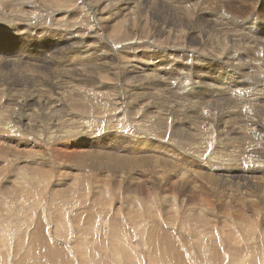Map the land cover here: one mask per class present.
I'll return each mask as SVG.
<instances>
[{
  "label": "rangeland",
  "instance_id": "1",
  "mask_svg": "<svg viewBox=\"0 0 264 264\" xmlns=\"http://www.w3.org/2000/svg\"><path fill=\"white\" fill-rule=\"evenodd\" d=\"M86 1L87 0H0V68L2 69V71L0 69V129L3 127L5 121L3 116L10 117L8 114L2 113V105L6 104L9 108L10 103L8 100L15 102V100L11 98V91L16 94L23 90L21 94L26 96L30 93L29 90L35 87L29 83L32 80V78H29L31 75H43L45 73L46 75H50L51 73L49 72L59 75L62 67H58L56 60L54 61L53 58H50L52 54L58 55L61 58L71 59L73 56L76 58V54L79 53L77 49L80 50V48L82 50H91L90 52L92 55L97 57L106 54L107 66L103 69H106L108 74V77L106 76L107 79H105L107 83L106 85H99V90H102L104 87L103 91L114 94V96H108L106 100L98 99V97L94 98V94L88 95L87 93H84L82 96L80 95V100L74 101L73 99H68L71 109L74 110L72 111L73 115L76 116L74 119L83 124L88 123L89 125V123H93L98 130V133L94 132V134L97 133V136L101 134V142L96 143L98 144L97 146L87 141L84 142L85 139L83 140L82 136H67L63 139H59L56 136L51 137L37 133H32V135H30V133H25L24 135L20 133L21 135H17L16 137L13 136L10 139L6 137L9 139L8 142H10L8 144L5 143L4 139L6 134L0 132V138H3V141L0 139V264H183L181 259L178 260L176 258L177 255H179L176 252L178 250L182 253V257H184L186 264H264V191L254 188L255 185L253 187L248 186L249 197L247 196L246 199L242 195H238L237 191L235 194L236 196L233 194V199L231 198L232 196L227 198L225 196L218 200L211 195L212 192L210 191V187L212 184L208 186L207 180H205L204 184H207V188L209 189L207 191H202L203 188L195 181V176L192 173L189 172L191 176L193 175V179L190 180V178H187L188 170H193V168L206 175H209L208 173L211 172V169L207 170L205 168L207 167L205 164H207L208 161L192 156V154L196 155L195 153H197L198 146L200 150L205 153L204 155L222 147L218 143V140H223V137L219 136L218 131H216L219 123L213 126L210 131L207 127V124L212 123L210 122L212 121V115L216 113L212 118L214 122V120L220 116L222 110H225L228 106H234L237 103L242 105L243 103V97H240V100L236 97H229L230 99H227L228 103L215 104L217 97H214L212 88H214V86L217 88L219 85V87L227 85L224 81V76H226L227 72L230 74V70L232 69L235 73H240V71L242 74L246 73L247 71L245 69L242 71V69L238 67L245 59H248L249 56H256L258 58L260 55L264 54V39L261 40L262 42L259 40L256 44L252 43V45H248L247 41L246 43L243 42L245 38V35H243L244 32H240V29L242 30V28L245 27V23L254 24L251 21L254 20L258 25L254 28L256 32H254V36L264 38V0H255L254 2L253 0H210L211 2L205 0V9L192 8L191 11H194L197 15H195L194 12H189V9L185 10L187 4L181 3V0H159L160 5L149 3L147 0H140L142 3H136L137 9L131 8L130 10L123 8V0H89L90 3L88 1L85 3ZM100 1L104 4H101ZM184 1L188 2L191 0ZM216 1H219V4L218 2L214 3ZM193 3H196V0L191 2L190 7H194ZM213 3L216 4V7L217 4L219 6L221 5L219 7H222L221 12L224 11L226 14L224 15L220 12L222 17L229 15L230 17L228 16V20L232 19L231 21H234H224L223 19L224 22H229L226 26L223 24L224 27L228 26V29L224 28V30L223 26H221L222 24L215 27L214 22H210V20H212L209 19L210 16L204 17L206 15L205 12L210 9L209 7V9L207 8L209 4L211 8H216ZM253 3L254 5L252 6ZM86 4L88 6H86ZM115 4H117L118 7ZM228 4L230 6H228ZM94 7L100 10V13H98L97 9L94 10ZM229 7L231 9L233 8V10H230ZM118 8H121L119 11L120 13H126L123 15L124 18L119 17V19L121 18L120 20L117 16L114 17L112 13V11L114 12V10ZM147 9L148 11H146ZM226 9L228 11H226ZM105 10L106 12L104 13ZM184 12L186 13L185 15L183 14ZM70 15L73 16V18H71ZM219 15L218 13L217 17H219ZM17 16L21 20V22H17L20 23L21 29L12 30L11 28H7L6 24L9 23L8 20H13L15 23L18 21H15V19L18 18ZM100 16H104V18ZM129 16L132 17L130 18ZM99 17L101 21H98ZM172 17L175 19H172ZM94 18L97 19L94 20ZM196 19L199 24L202 21L207 30L203 27L204 24L202 22L200 28ZM215 19L217 20V18H214V20ZM146 20L148 23H146ZM117 21L119 22L118 24H116ZM100 22L103 23V25ZM104 22L108 24L107 27L104 25ZM235 22L239 24L236 25ZM101 26H103V29L105 27L107 29H104V31L99 29L102 28ZM163 27L167 33L164 32ZM191 27L193 28L191 29ZM233 29H235V32H238L234 33ZM245 29L247 30V28ZM106 30H109V33ZM226 30L229 31V34ZM184 32L185 34L182 35ZM209 34H213V37L211 35L210 37ZM180 36L181 38L184 37V39H181ZM216 36L220 39L218 37L216 38ZM235 36H237L236 39H234ZM132 37L136 40L134 39L131 43L127 42L128 38L132 39ZM160 37L164 38L161 39ZM211 38L214 40L216 38V40H218L217 44L214 43L216 45L213 44L214 40H211ZM118 39H121V41ZM175 39L176 42L174 41V43H172ZM94 40L98 43L92 44L95 43ZM223 40L226 41L224 42ZM234 41L238 44L236 45ZM81 43H83L82 47ZM193 43L196 44V47L193 46ZM202 43L205 46L202 45ZM228 43H230V45H235H232L231 48L228 47L230 46ZM86 44L91 48H87ZM114 44H117V46L113 47ZM180 44L183 45L181 46ZM206 44L208 46L212 44L213 46L211 48V46L208 47ZM260 44H262V46H260ZM60 45L64 48H60ZM203 46L206 47L207 50L204 49ZM68 47L71 48L70 51ZM208 48H210V50ZM220 48H223V50ZM61 49L64 52H62ZM58 50L60 52H58ZM198 50L199 52H196ZM100 52L103 53L101 54ZM175 52L184 54V56L182 55L183 58L179 56L178 59ZM229 53L231 55H229ZM248 53L252 54V56ZM14 55H17V60L14 58ZM173 55H175V57ZM10 56H12L13 60L11 61L14 64H7V59ZM116 56L118 60L115 59ZM185 56H188L187 59ZM174 59H178L177 62L174 61ZM154 61L155 64L153 65L151 62L154 63ZM115 62L117 63L114 64ZM131 62L132 64L139 62L147 69H152L156 65V67H154L156 71L152 70L150 74L155 76V73L157 71L159 72L156 73L157 77L155 76L158 80L155 87L163 86L164 89L167 90L165 95L162 96L166 103L169 102L168 100L172 102L175 98L184 101H186V98H190V102L196 99L199 103L197 106L200 109L197 114H193L191 117H196L195 119L199 122H207L205 129L199 126L190 130L189 123L191 121L179 120L178 127H181V129H179L178 135L175 136L172 134L171 128L175 123L173 121L174 118L168 116L169 118L165 117L164 119L158 120L154 108H150L151 111L148 112L149 116L146 118L147 120L145 119L141 122L132 118V123L127 119L124 121L125 115L121 114V109L118 106L119 99L115 92H122L123 90L121 89L130 91L132 89L131 86H134L135 83L130 80V82H127L129 86L124 85L122 87L121 79L116 75H122L118 71L119 66H127L131 64ZM85 65L90 66L91 64L85 62ZM114 65L117 67H114ZM9 68L11 72H13V70L14 72L11 73ZM3 70L4 73H2ZM191 70L196 71L194 75L197 77L189 74ZM115 72L117 73L116 75ZM19 73H26L29 75L27 78L19 79ZM184 78L189 80L190 86L186 83ZM3 80L6 84H3ZM16 80L18 81L16 82ZM191 80L197 81V83L195 84ZM198 80L202 82L200 83ZM217 81L218 83H216ZM142 84L144 85V83ZM198 87L200 89H198ZM38 88L42 91L41 94L43 97L54 93V90H52L51 93L48 90H44L41 86H38ZM14 89L16 92H14ZM108 89L110 91H108ZM2 91L4 94L1 93ZM91 96L92 98H90ZM209 96L211 98H209ZM106 101L109 102L110 106L114 107V109L98 113L96 111L97 107L103 108V111L109 108L107 106L104 107L102 104ZM81 102L82 105L85 103L88 107L86 108L88 110L83 109L85 115H83L82 112L78 113V110H80L78 107H80L79 105H81ZM240 104L234 107L238 108ZM171 105L172 104L169 103V106ZM31 106L29 107L31 109L38 107L36 105ZM58 106L59 105L53 107L51 111L49 109L48 117H52L54 113L64 117V109L61 108V110ZM182 108H184V106ZM12 111L14 110L11 108V112ZM36 111L40 114L46 112V110L41 111L39 109ZM187 114L190 115V113ZM66 120H68V118ZM92 120L95 122H92ZM122 120L124 122H122ZM154 121L155 123H153ZM33 123L37 124V122ZM93 125L92 127L95 128ZM130 125L132 127H130ZM199 125H201V123H199ZM21 129L23 128L21 127ZM182 129L191 131L190 135L188 132L182 131ZM141 131L143 133H141ZM134 134L136 136H134ZM142 134H144V136ZM85 137L87 138V136ZM140 137H145L143 140H145L144 143L146 145L142 146V138L140 139ZM133 139L134 141L132 143H134V147L131 149L130 145H127L126 147H129L128 150H124V141H131ZM64 141L66 143L65 145H63ZM84 143H86V145ZM73 144H76V146H73ZM88 144L92 148L89 146L87 147ZM13 145L16 147L14 146V148ZM185 146L188 147L186 148ZM64 148L67 149L65 150ZM189 148L191 152L188 151ZM62 149L64 151H61ZM134 150L140 153H136V156H134ZM95 151H99L97 153L103 155H95ZM165 151L166 158H169V161L176 160L175 163L177 162V167L183 172L182 181L176 175L173 177V179L177 180L171 181L169 186L170 189H167V186L165 188L163 187L164 190L153 184L152 186L151 182H149L150 188L147 186V189H145L142 183L145 182L146 178L134 176L136 173L138 175L140 170L126 174L122 171V164L120 161L115 165H111V167L120 166L121 169L117 168L115 173L111 168H107L113 161L111 157H114L116 154L121 156V160L123 156L139 159L158 153H165ZM90 152L92 154H90ZM70 154L71 156H69ZM168 154H171V156ZM101 161L110 162L104 164V162L102 163ZM190 164H192V166H190ZM208 164L210 163L208 162ZM161 167L165 169L166 174H170L172 169L169 166L161 164ZM216 172L221 173V170L217 169ZM160 174L161 172H158L157 178H160ZM202 177L203 176L198 174V178ZM189 181L191 182L189 183ZM138 186H142V188H138ZM220 188L223 189L224 187ZM239 198H242V200L237 201L236 199L240 200ZM224 205L227 206L225 208H220V206L222 207ZM199 210L202 215L204 213L208 218L204 215L202 217L197 216V218L196 213L200 214V212H198ZM208 220L211 222L208 223ZM224 221L226 222L224 223ZM157 223H160L158 231L156 226ZM167 230L170 231L172 237L174 236L173 240L177 239L175 244L178 248L175 249L173 255H170V258H166L167 251L162 249L163 247L159 245L160 243L164 247L167 246V241L160 237L163 236V232ZM153 231L155 236L152 235ZM155 231H157L158 234ZM157 236L159 237V243L156 240ZM184 241L189 243L184 244ZM153 242H155V245ZM224 246H228L229 250H225ZM216 250H219L220 253L217 258H215L214 255ZM206 251L211 252L206 253ZM172 260L175 261V263L171 262Z\"/></svg>",
  "mask_w": 264,
  "mask_h": 264
},
{
  "label": "bare ground",
  "instance_id": "2",
  "mask_svg": "<svg viewBox=\"0 0 264 264\" xmlns=\"http://www.w3.org/2000/svg\"><path fill=\"white\" fill-rule=\"evenodd\" d=\"M89 3L90 1L87 0ZM87 1L85 3H87ZM143 1V0H142ZM142 1L140 0H123V8L124 9H127V10H130L131 8H136L137 9V5L136 3L138 4H141ZM149 1V3H152V4H159V0H147ZM146 1V2H147ZM172 1V0H171ZM194 0H191V1H188V2H185L184 0H181L180 2L181 3H184V4H187V6H185V10L186 9H189V12L192 10V8L196 9V8H199V9H205V3L204 2L205 0H196V3H193L194 4V7H190V4L191 2H193ZM208 1V0H207ZM212 1H215V0H212ZM223 1V0H222ZM255 0H253L254 2ZM259 1V0H258ZM72 2V1H71ZM93 2V1H92ZM209 2H211L209 0ZM219 4V1H216L214 3H217ZM245 2V1H244ZM101 3V1H100ZM110 3V2H108ZM163 3V2H162ZM213 3V4H214ZM226 3V2H225ZM224 3V4H225ZM241 3V2H240ZM101 4H104V3H101ZM217 4V7H216V4H214V7L216 8H211L210 7V4L207 6V8L209 10H205L206 12V15L204 17H212L209 19H212L210 20V22H214V26H223V29L224 28H227V27H224V25L226 26L227 23L229 22H224L225 20H228V16H224L222 17V14L226 15L225 12H221V8H219L220 6ZM251 4V3H250ZM257 4V3H256ZM255 4V5H256ZM260 4V3H259ZM117 7L118 5L115 4ZM146 5V4H145ZM160 5V4H159ZM232 5V4H231ZM236 5V4H235ZM254 5V3L252 4V6ZM86 6H88L86 4ZM103 6V5H102ZM115 6V7H116ZM140 6V5H139ZM138 6V8H139ZM143 6V5H142ZM166 6V5H165ZM228 6H230L228 4ZM238 6V5H236ZM235 6V8H236ZM258 6V5H257ZM90 7V6H89ZM88 7V8H89ZM100 7V6H99ZM104 7V6H103ZM107 7V6H106ZM113 7H114V4H113ZM147 7V6H146ZM161 7V6H160ZM95 8V7H94ZM93 8V9H94ZM97 8H98V5H97ZM97 8H95L94 10H96ZM230 8V7H229ZM234 8V9H235ZM242 8V7H241ZM240 8V9H241ZM253 8V7H252ZM255 8V6H254ZM105 9V8H104ZM153 9V8H151ZM170 9V8H169ZM91 10V9H89ZM98 10V9H97ZM100 10H101V7H100ZM98 10V13H100ZM113 10V9H112ZM111 10V11H112ZM121 10V8H118L117 10L115 9L114 12L112 11V13L114 14V17L117 16L118 19L119 17H122L124 18L123 15H125L124 13H120L119 11ZM150 10V9H149ZM184 10V11H185ZM230 10H233V8ZM237 10V8H236ZM239 10V9H238ZM253 10V9H252ZM15 11V10H14ZM148 11V9L146 10ZM188 11V10H187ZM226 11H228L226 9ZM240 11V10H239ZM242 11V10H241ZM21 12V11H20ZM92 12V11H91ZM106 12V10L104 11V13ZM133 12V11H132ZM192 13L194 11H191ZM200 12V10H199ZM222 14H221V13ZM235 12V11H234ZM16 13V12H15ZM69 13V12H68ZM92 13H95V12H92ZM110 13V11H109ZM111 13V14H112ZM134 13V12H133ZM147 13V12H146ZM145 13V14H146ZM156 13V12H155ZM171 13V12H170ZM195 13V12H194ZM218 13L220 14L219 17H217ZM228 13V12H227ZM233 13V12H232ZM239 13V12H238ZM20 14V13H19ZM71 14V13H70ZM75 14V12H74ZM112 14V15H113ZM129 14V12H128ZM127 14V15H128ZM180 14V13H179ZM184 15L186 14L185 12L183 13ZM189 14V13H187ZM191 14V13H190ZM231 14V12H230ZM64 15V13H63ZM73 15V14H72ZM126 15V16H127ZM130 15V14H129ZM133 15V14H132ZM139 15V14H138ZM147 15V14H146ZM182 15V16H184ZM193 15V14H192ZM195 15H197L195 13ZM204 15V14H203ZM232 15V14H231ZM12 16V15H11ZM9 16V17H11ZM71 16V15H70ZM94 16V15H93ZM111 16V15H110ZM109 16V17H110ZM137 16V15H136ZM154 16V15H153ZM164 16V15H163ZM168 16V15H167ZM18 17V16H17ZM96 17V16H95ZM100 17H103L104 16H100ZM98 19V21L101 19ZM113 17V16H112ZM116 17V18H117ZM128 17V16H127ZM130 18L132 16H129ZM138 17V16H137ZM136 17V18H137ZM141 17V16H140ZM151 17V16H150ZM169 17V16H168ZM167 17V18H168ZM175 17V16H174ZM185 17V16H184ZM195 17V16H194ZM201 17V16H199ZM230 17V16H229ZM241 17V16H240ZM25 18V17H24ZM71 18H73V16H71ZM102 18V19H103ZM107 18V17H105ZM159 18V17H158ZM171 18V17H170ZM190 18V17H188ZM193 18V17H192ZM214 18H217V20ZM220 18V19H218ZM238 18V17H237ZM97 19V18H94V20ZM121 19V18H120ZM119 19V20H120ZM139 19V18H138ZM172 19H175L172 17ZM181 19V18H180ZM224 19V21H223ZM230 19V18H229ZM18 20V21H16ZM107 20V19H106ZM105 20V21H106ZM112 20V19H110ZM127 20V19H126ZM131 20V19H130ZM129 20V22H130ZM141 20V19H140ZM139 20V21H140ZM192 20V19H191ZM199 20V19H198ZM232 19L228 20V21H231ZM15 23L13 22V20H8V24H6V27L7 28H11L12 30L13 29H21V26H20V23H17V22H21L20 18H16L15 19ZM108 21V20H107ZM106 21V22H107ZM181 21V20H180ZM197 21V19H196ZM195 21V22H196ZM237 21V20H236ZM245 21V20H244ZM254 24H249L248 22L245 23V27L242 28V30L240 29V32L242 33V31L244 32L243 35H245V38H244V43H248L252 45L253 44H256L257 41L259 42V40H263L264 38L260 37H255L254 36V28L257 25V22L254 21V20H251ZM27 22V21H26ZM103 22V21H102ZM116 22V21H115ZM124 22H125V19H124ZM194 22V21H193ZM202 22V21H201ZM200 22V24H201ZM231 22H234V21H231ZM238 22V21H237ZM28 23V22H27ZM77 23V22H76ZM101 23V22H100ZM105 23V22H104ZM109 23V22H108ZM114 23V21H113ZM119 22L117 21L116 24H118ZM146 23L147 20H146ZM162 23V22H161ZM185 23V22H184ZM191 23V21H190ZM198 23V21H197ZM195 23V24H197ZM203 23V22H202ZM260 23V22H259ZM1 24V23H0ZM24 24V23H23ZM30 24V23H29ZM103 25V23H101ZM157 24V23H156ZM164 24V23H163ZM162 24V25H163ZM182 24V23H181ZM180 24V26H181ZM199 24V23H198ZM199 24V27L201 28ZM204 24V23H203ZM224 24V25H223ZM232 24V23H230ZM236 25H238L239 23H236ZM233 24V25H235ZM241 24V23H240ZM98 25V24H97ZM107 25L108 24H104ZM125 25V24H124ZM123 25V26H124ZM131 25V24H130ZM138 25V24H137ZM147 25V24H146ZM171 25V24H170ZM229 25V24H228ZM242 25V24H241ZM99 26V25H98ZM115 26V24H114ZM149 26V25H148ZM164 26V25H163ZM173 26V25H172ZM197 26V25H196ZM208 26V25H207ZM102 28H99V29H102L104 31V29H107L106 27L103 29V26H101ZM110 27V26H109ZM128 27V26H127ZM151 27V26H150ZM195 27V26H193ZM191 27V29L193 28ZM198 27V28H199ZM205 27V24L204 26ZM214 27V28H215ZM239 27V26H238ZM95 28V26H94ZM110 28H113V27H110ZM125 28V27H124ZM144 28V27H143ZM142 28V29H143ZM169 28V27H168ZM172 28V27H171ZM181 28V27H179ZM206 28V27H205ZM231 28H232V25H231ZM235 28V27H234ZM247 28V30L245 29ZM10 29V30H11ZM24 29V28H23ZM83 29V28H82ZM141 29V28H140ZM145 29V28H144ZM166 29V28H165ZM196 29V28H195ZM203 29V28H202ZM228 29V28H227ZM9 30V31H10ZM113 30V29H111ZM135 30V29H134ZM148 30V29H147ZM153 30V29H152ZM163 30H164V27H163ZM181 30V29H180ZM204 30V29H203ZM207 30V28L205 29ZM215 30V29H214ZM225 30V29H224ZM230 30V29H229ZM102 31V32H103ZM107 31V30H106ZM109 31V30H108ZM107 31V32H108ZM125 31V30H124ZM141 31V30H140ZM151 31V30H150ZM170 31V29H169ZM168 31V32H169ZM172 31V30H171ZM185 31V30H184ZM189 31V30H188ZM194 31V30H193ZM217 31V29H216ZM227 31V30H226ZM232 31V29H231ZM12 32V31H11ZM75 32V31H74ZM84 32V31H82ZM101 32V33H102ZM129 32V31H128ZM148 32V31H147ZM165 33H167L166 30H164ZM180 32V31H179ZM201 32V31H200ZM204 32V31H203ZM211 32V30H210ZM209 32V33H210ZM228 34H229V31H227ZM233 32L236 33L238 31L235 32V29H233ZM16 33V32H15ZM20 33V32H19ZM106 33V32H104ZM109 33V32H108ZM134 33V32H133ZM155 33V32H154ZM153 33V34H154ZM212 33V32H211ZM226 33V32H224ZM233 33V34H234ZM256 33V32H255ZM96 34V33H95ZM140 34V33H139ZM152 34V32H151ZM185 32L182 34L184 35ZM199 34V33H198ZM197 34V35H198ZM208 34V32H207ZM227 34V36H228ZM102 35V34H101ZM106 35V34H105ZM165 35V34H164ZM169 35V34H168ZM181 35V36H182ZM196 35V37H197ZM206 35V34H205ZM212 36L213 34H209V36ZM223 35V34H222ZM137 36V35H136ZM142 36V34H141ZM148 36H149V33H148ZM147 36V37H148ZM155 36V35H154ZM180 36V38H181ZM200 36V35H198ZM203 36V35H202ZM210 36V37H211ZM226 36V37H227ZM85 37V36H84ZM97 37V36H95ZM103 37V36H102ZM110 37V35H109ZM126 37V35H125ZM131 37V36H130ZM156 37V36H155ZM168 37V36H167ZM170 37V36H169ZM213 37V36H212ZM218 36H216L217 38ZM237 36H235L234 39H236ZM73 38V37H72ZM81 38V37H79ZM86 38V37H85ZM117 38V37H116ZM161 38V37H160ZM158 38V39H160ZM164 37H162L161 39H163ZM184 39V37H182ZM181 38V39H182ZM215 38V40H216ZM219 38V37H218ZM63 39V38H61ZM82 39V38H81ZM135 38L132 37V39H129L128 38V41L127 42H133ZM177 39V38H176ZM176 39L173 40L172 43H174V41L176 42ZM179 39V38H178ZM199 39V38H198ZM213 38H211L212 40ZM220 39V38H219ZM222 39V38H221ZM231 39V38H230ZM239 39V38H238ZM237 39V40H238ZM76 40V38H75ZM80 40V39H79ZM92 40V38H91ZM119 41H121V39H118ZM136 40V39H135ZM201 40V39H200ZM214 40V39H213ZM213 41V44L216 43L217 44V41ZM233 40V39H231ZM236 40V41H237ZM57 41V40H56ZM81 41V40H80ZM79 41V42H80ZM82 41H84L82 39ZM86 41V40H85ZM95 41V40H94ZM110 41V40H109ZM150 41V40H149ZM165 41V40H163ZM180 41V39H179ZM203 41V40H201ZM224 41V40H223ZM226 41V40H225ZM224 41V42H225ZM229 41V40H228ZM78 42V41H77ZM88 42V41H87ZM97 41H95V43H92V44H96ZM125 42V41H124ZM178 42V41H177ZM199 42V41H198ZM220 42V41H219ZM222 42V41H221ZM230 42V41H229ZM262 42V41H261ZM264 42V41H263ZM98 43V42H97ZM138 43V42H137ZM180 43V42H179ZM200 43V42H199ZM227 43V42H226ZM232 43V42H230ZM230 43H228L230 45ZM234 43L236 44V42L234 41ZM66 44V43H65ZM64 44V45H65ZM79 44V43H78ZM77 44V45H78ZM88 44H91V43H88ZM107 44V43H106ZM111 44V43H110ZM178 44V43H177ZM176 44V45H177ZM187 44V42H186ZM189 44V43H188ZM194 44V45H193ZM192 45L195 46L196 44L193 43ZM214 44V45H216ZM227 44V45H228ZM235 44H232L233 46ZM238 44V43H237ZM236 44V45H237ZM63 45V44H62ZM80 45V44H79ZM83 43H81V47H82ZM87 45V44H86ZM126 45V44H125ZM166 45V44H165ZM170 45V44H169ZM172 45V44H171ZM174 45V44H173ZM181 45V44H180ZM183 45V44H182ZM181 45V46H182ZM190 45V44H189ZM202 45H204L202 43ZM207 45V44H206ZM226 45V44H225ZM232 45L228 46V47H231L232 48ZM240 45V44H239ZM245 45V44H244ZM259 45V44H258ZM57 46V45H56ZM61 46V45H60ZM66 46V45H65ZM69 46V45H67ZM117 44L113 47H116ZM119 46V45H118ZM121 46V44H120ZM132 46V45H131ZM153 46V45H152ZM151 46V47H152ZM198 46V45H197ZM205 46V45H204ZM203 46V47H204ZM208 46V45H207ZM211 48H212V44L210 45ZM208 46V47H210ZM222 46V45H221ZM260 46H262V44H260ZM53 47V46H52ZM51 47V48H52ZM191 47V45H190ZM196 47V46H195ZM202 47V48H203ZM238 47V46H237ZM251 47V46H249ZM60 48H64V47H60ZM59 48V49H60ZM69 48V47H68ZM67 48V49H68ZM76 48V47H75ZM87 48H91V47H88L87 45ZM93 48V47H92ZM112 48V47H111ZM155 48V47H154ZM198 48V47H197ZM219 48V47H217ZM224 48V47H223ZM223 48H220L223 50ZM66 49V50H67ZM71 48H69V51H70ZM86 49V47H85ZM132 49V48H131ZM159 49V48H158ZM169 49V48H168ZM179 49V48H178ZM177 49V50H178ZM182 49V48H181ZM186 49V48H185ZM191 49V48H190ZM204 49H206V47H204ZM210 50V48H208ZM65 50V51H66ZM76 50V49H74ZM114 50V48H113ZM162 50V49H161ZM189 50V49H188ZM196 50V48H195ZM207 50V49H206ZM18 51V50H16ZM62 51V49H61ZM77 51L79 52L78 54H76V58L71 57L70 58H61L59 57L58 55H50L51 57L50 58H53V60L55 61L56 60V63H58V67H62V69L60 70L59 72V75L56 73H53V72H49L51 73L50 75H46L43 74V75H31V77L29 78H32V80L29 82L32 86H35L34 89L33 87L29 90L30 93L26 96H23L21 94V92L23 91H19L21 89H17L20 93H11L9 92V94L11 95V98L14 101H11V100H8V102L10 103L9 104V108H8V105L6 106L5 105H2V113H6L8 114V116L10 117H7V116H3V118H5V121H4V125L3 127L0 129V132H3L5 133L6 135L4 136V139H5V143H10L8 142V140L10 138H12L13 136H17V135H21L20 133H22L23 135L26 133V134H29L32 135V133H37V134H43L45 136H51V137H57L59 139H63L67 136H70V137H75V136H82L83 137V140L84 142L87 141L88 143L90 144H96V143H99L101 142L100 141V136L101 134H99L98 136L96 135L98 133V130L97 128L93 125V123H79L76 121V116L73 115V112L74 110L71 109L70 105H69V102H68V99H73L74 101L75 100H80V95L82 96L84 93H87L88 95L90 94H94V98L95 97H98V99H103V100H106L108 98V96H114V94H111L110 92H106V91H103L104 87L102 88V90H99V85H106V80L107 79V72H106V69H103L105 68V66H107V56L106 54H103L102 56H93L92 53L87 49V50H82L80 48L77 49ZM130 51V50H128ZM163 51V50H162ZM228 51V50H226ZM246 51V50H245ZM254 51V50H252ZM57 52V51H56ZM58 52H60L58 50ZM64 52V51H62ZM74 52V51H72ZM97 52V51H96ZM159 52V51H158ZM196 52H199L196 51ZM206 52V51H204ZM71 53V52H70ZM77 53V52H76ZM95 53V52H94ZM99 53V51H98ZM101 53V52H100ZM103 53V52H102ZM101 53V54H102ZM126 53V52H125ZM135 53V52H134ZM166 53V52H164ZM195 53V52H194ZM203 53V52H202ZM208 53V52H207ZM212 53V52H211ZM219 53V51H218ZM240 53V52H239ZM133 54V53H132ZM160 54V53H159ZM167 54V53H166ZM173 54V53H172ZM176 56H178V59H179V56L182 57V55L184 56V54L182 53H177L175 52ZM196 54V53H195ZM214 54V53H213ZM226 54V53H225ZM238 54V53H237ZM236 54V55H237ZM250 54V53H248ZM2 55V54H1ZM67 55V54H65ZM165 55V54H164ZM229 55H231L229 53ZM234 55V54H233ZM252 56V54H250ZM3 56V55H2ZM1 56V57H2ZM6 56V55H5ZM15 59L17 60V55H14ZM129 56V55H128ZM166 56V55H165ZM175 57V55H173ZM240 56V55H239ZM46 57V56H45ZM70 57V56H69ZM115 57V56H114ZM180 57V58H181ZM186 57V56H185ZM188 57V56H187ZM186 57V59H187ZM74 58V59H72ZM129 58V57H128ZM131 58V57H130ZM167 58V56H166ZM183 58V57H182ZM236 58V56H235ZM239 58V57H238ZM246 58V57H245ZM117 56H116V58ZM149 59V58H148ZM162 59V58H161ZM177 59V60H178ZM2 60V59H1ZM8 60V61H7ZM7 64H14L12 63L11 60H13L12 56L8 57L7 59ZM51 60V59H50ZM114 60V59H113ZM158 60V59H157ZM164 60V59H163ZM161 60V61H163ZM176 59H174V61L177 62ZM226 60V59H225ZM235 60V59H234ZM241 60V59H240ZM5 61V60H4ZM111 61V60H110ZM115 61V60H114ZM133 61V60H131ZM195 61V60H194ZM227 61V60H226ZM23 62V61H22ZM85 62L86 63H89L91 64L90 66H87L85 65ZM164 62V61H163ZM228 62V61H227ZM113 63V62H112ZM117 62H115L114 64H116ZM142 63V62H141ZM153 65L155 64V61L154 63L151 62ZM179 63V62H178ZM201 63V62H199ZM209 63V62H208ZM2 64V63H1ZM234 64V63H232ZM161 65V64H160ZM6 66V65H5ZM149 66V65H148ZM228 66H229V63H228ZM237 66V65H236ZM8 67V66H7ZM6 67V68H7ZM110 67V66H109ZM114 67H117L114 65ZM156 67V65L154 66ZM152 68L150 69H147L145 66H142L139 62L138 63H134L132 64H128L127 66H119V72L122 74L120 76H118V74L115 72V75L121 79V86L123 87L124 85H127V82H133L135 83L134 86H131L130 87V91H127L125 89H121L123 90L122 92H115L119 101H118V106L119 108L121 109V114L125 115V118H124V121L127 119L130 123H132V118L134 119H137L138 121H143L145 120L149 115H148V112H150V108H154V112L157 113V118L158 120L159 119H164L165 117H168V116H171L174 118V125H172V134L177 136L178 135V131L179 129H181V127H178L179 126V120H188V121H191L189 123V128L190 130L192 129H195L199 126L203 127L205 129V125L206 123L205 122H199L198 120H196L194 118H192L191 116L193 114H197L199 112V107L197 106L199 103L196 99H193V102H190L191 99L190 98H186L184 100L182 99H173L172 102H170V100H168L169 102L166 103L164 99V97L162 98V96L165 95V92H167V90L164 89L163 86H160V87H155V84L157 83V79L155 78V76L157 75L156 72L155 73V76L154 75H151L150 73L152 72V70H155V68ZM108 68V67H107ZM112 68V67H111ZM116 68V69H118ZM146 68V69H145ZM190 68V67H189ZM235 68V67H234ZM238 68H241L242 71L243 69H245L247 72L246 73H243L240 71V73H235L232 70L231 73L229 74V72L226 73V76H224V81L225 83H227V85L225 86H217V88L214 86L213 91H214V97L216 96V102L215 104H225L226 102L228 103L227 99L229 97H236L238 100H240V97L242 98V105L240 103H237V104H240V106L238 108H235L234 106H228L225 110H222L220 116L218 118H214V122H213V116L216 115H212V118L210 122V124H207V127L209 128V131L210 129H212L213 126H215L216 124L219 123V125H217V130L218 131V134L219 136H222L223 137V140H218V143L220 144V146H222L220 149H216L214 151H212L211 153H207V155H204L205 153L203 151L200 150L199 146L197 148V153H195L196 155H193L194 157H199L203 160H206L208 161L210 164H205L207 167H205L207 170H210L211 169V172L208 173L209 175H206L204 173H200L198 172L197 170H188V179L190 178L193 179V175L195 176V181L203 188L202 191H207L209 188H207V184H204L205 180H207V183L209 184L208 186L211 185L210 187V191L212 192V196H214L216 199H221L223 197L226 196L227 197H231L233 199V194L235 195L236 192L238 191V195H242L243 197H245V199L247 198V196L249 195V189L248 186H251L253 187L254 185V188H257V189H260V191H264V54L260 55V57H250L248 59H245L240 65ZM1 69V68H0ZM4 69V68H3ZM10 69V68H9ZM114 69V68H112ZM240 69V70H241ZM221 70V69H220ZM2 71V69H1ZM6 71V70H5ZM116 71V70H115ZM117 71V72H118ZM165 71V70H164ZM229 71V70H227ZM10 72H11V69H10ZM9 72V73H10ZM14 72V70H13ZM11 72V73H13ZM114 72V71H113ZM167 72V71H166ZM195 70H191L189 72V74L191 75H194L195 74ZM200 72V71H199ZM4 73V70L3 72ZM10 73V74H11ZM159 73V72H158ZM6 74V73H5ZM15 74V73H14ZM178 74V73H176ZM203 74V73H202ZM209 74V73H208ZM225 74V73H224ZM8 75V74H7ZM29 74H26V73H19V79H23V78H27ZM172 75V74H171ZM170 75V76H171ZM205 75V73H204ZM222 75V74H221ZM3 76V75H2ZM6 76V75H5ZM13 76V75H12ZM107 76V77H106ZM164 76V75H163ZM202 76V75H201ZM254 76V77H253ZM7 77V76H6ZM5 77V78H6ZM157 77V76H156ZM161 77V75H160ZM194 77H197L194 75ZM193 77V78H194ZM213 77V76H212ZM211 77V78H212ZM163 78V77H162ZM200 78V77H199ZM3 79V78H2ZM13 79V78H12ZM17 79V78H16ZM117 79V78H116ZM173 79V78H172ZM201 79V78H200ZM206 79V78H205ZM204 79V80H205ZM5 80V79H4ZM3 80V81H4ZM14 80V79H13ZM111 80V79H110ZM162 80V79H160ZM184 80L186 81V83L189 85V80L187 78H184ZM197 80V79H196ZM213 80V79H212ZM2 81V82H3ZM18 80H16L17 82ZM20 81V80H19ZM117 81V80H116ZM156 81V82H155ZM193 81L195 84L197 83V81H194V80H191ZM199 81V80H198ZM210 81V80H208ZM9 82V81H8ZM23 82V81H22ZM99 82V84H98ZM111 82V81H110ZM144 83V85L142 83ZM200 82V81H199ZM198 82V83H199ZM202 82V81H201ZM200 82V83H201ZM206 82V80H205ZM5 83V81L3 82V84ZM11 83V82H10ZM118 83V82H117ZM131 83V84H133ZM172 83V82H171ZM210 83V82H209ZM218 83V81L216 82ZM1 84V83H0ZM6 84V83H5ZM22 84V83H21ZM20 84V85H21ZM168 84V83H167ZM193 84V83H192ZM205 84V83H203ZM202 84V85H203ZM16 85V84H15ZM218 85V84H217ZM4 86V85H3ZM3 86H2V89H3ZM9 86V85H7ZM11 86V85H10ZM19 86V85H18ZM38 86H41L44 88V90H48L49 92H51L52 90H54V93H52V95H48V96H45L43 97L42 94H41V90L38 88ZM129 86V85H127ZM190 86V85H189ZM208 86V85H207ZM204 87V86H203ZM213 87V86H212ZM129 88V87H128ZM211 88V87H209ZM12 89V88H11ZM10 89V90H11ZM164 89V90H163ZM179 89V88H178ZM198 89H200L198 87ZM206 89V88H205ZM204 89V90H205ZM5 90V89H4ZM15 90V89H14ZM260 90V91H258ZM17 91V92H18ZM108 91H110L108 89ZM169 91V90H168ZM8 92V91H7ZM16 92V90L14 91ZM26 92V91H25ZM204 92V91H203ZM211 92V91H210ZM2 94H4V92L2 91L1 92ZM209 93V92H208ZM8 94V93H7ZM8 94V95H9ZM27 94V93H26ZM54 94V95H53ZM9 95V96H10ZM6 96V94H5ZM197 96V95H196ZM115 97V98H117ZM167 97V96H166ZM165 97V98H166ZM248 97V99H247ZM8 98V97H7ZM6 98V99H7ZM82 98V97H81ZM87 98V97H86ZM92 98V96L90 97ZM89 98V99H90ZM206 98V97H205ZM209 98H211L209 96ZM9 99V98H8ZM167 99V98H166ZM230 99V98H229ZM214 100V99H213ZM236 100V101H238ZM203 101V100H202ZM230 101V100H229ZM5 102V101H4ZM208 102V101H207ZM210 102V101H209ZM1 103V102H0ZM7 103V102H6ZM107 103V104H106ZM169 103H171L172 105L169 106ZM212 103V102H211ZM235 103V102H233ZM8 104V103H7ZM13 104V105H12ZM18 104V105H17ZM103 106H107L109 107L108 109H105L103 111V108H99L97 107L96 111L98 113H103L105 112L106 110H113L114 107L110 106V103L109 102H104L102 103ZM184 104V105H182ZM1 105V104H0ZM31 105H36L38 107L36 108H29ZM58 108H62L64 109L63 113H64V117L61 116V115H56L55 113L53 114L52 117H48V114H49V109L50 111L52 110L53 107H57ZM187 105V106H186ZM62 106V107H61ZM75 106V105H74ZM80 107H78L80 110H78V113L82 112L83 115H85L83 113V109H86L88 108L85 103L82 105V102H81V105H79ZM184 106V108H182ZM32 107V106H31ZM35 107V106H34ZM76 107V106H75ZM215 107V106H214ZM11 108L14 110L11 112ZM39 109V110H46V112H43V113H39L37 112L36 110ZM61 109V110H62ZM77 110V109H76ZM88 110V109H86ZM90 111V110H89ZM212 111V110H211ZM86 112V111H84ZM90 113V112H89ZM187 113H190V115H188ZM61 114V112H60ZM120 114V115H121ZM211 114V112H210ZM51 115V114H50ZM104 115V114H103ZM156 115V114H155ZM218 115V114H217ZM101 116V115H100ZM209 116V115H208ZM66 117V118H65ZM119 117V116H118ZM153 117V116H152ZM68 118V120H66ZM103 118V117H102ZM120 118V117H119ZM169 118V117H168ZM200 119V118H199ZM208 119V118H206ZM147 120V119H146ZM151 120V119H149ZM122 120V122H124ZM33 122H37V124H34ZM92 122H95L92 120ZM99 122V121H98ZM152 122V121H151ZM201 123V125H199V123ZM2 123V121H1ZM128 123V122H127ZM148 123V122H147ZM155 123V121L153 122ZM92 125L95 127L93 128ZM154 125V124H153ZM157 125V124H156ZM159 125V124H158ZM162 125V124H161ZM103 126V125H102ZM21 127L23 129H21ZM130 127H132L130 125ZM161 127V126H160ZM136 128V127H134ZM157 128V127H156ZM101 129V128H100ZM131 129V128H130ZM133 129V128H132ZM186 129V128H185ZM185 129H182V131H186ZM134 130V129H133ZM136 130V129H135ZM141 130V129H140ZM165 130V129H164ZM102 131V130H101ZM132 131V130H131ZM139 131V130H138ZM158 131H159V128H158ZM94 132H97L94 134ZM164 132V131H163ZM167 132V131H166ZM189 133L190 135V132L191 131H186ZM100 133V132H99ZM127 133V132H126ZM138 133V132H137ZM141 133H143L141 131ZM140 133V134H141ZM165 133V132H164ZM60 134V135H59ZM61 134H64V135H61ZM93 134V135H92ZM139 134V135H140ZM146 134V133H144ZM144 134H142L144 136ZM166 134V133H165ZM3 135V134H2ZM34 135V134H33ZM147 135V134H146ZM197 135V134H196ZM195 135V136H196ZM87 136V138L85 137ZM134 136H136L134 134ZM158 136V135H157ZM156 136V137H157ZM163 136V135H162ZM188 136V135H187ZM194 136V137H195ZM6 137H9L6 138ZM172 137V136H171ZM191 137V136H190ZM142 138V139H141ZM143 138L145 137H140L141 139V144L142 146L143 145H146L144 143L145 140H143ZM148 138V137H146ZM2 141H3V138H0ZM48 139V138H47ZM172 139V138H171ZM199 139V138H198ZM75 140V139H74ZM73 140V141H74ZM160 140V138H159ZM163 140V139H161ZM174 140V139H173ZM177 140V139H176ZM193 140V139H192ZM191 140V141H192ZM134 141L133 140H125L124 141V150H128L129 147H126L127 145H130V148L132 149L134 146V143H132ZM184 141V140H183ZM182 141V142H183ZM195 141V140H193ZM197 141V140H196ZM12 142V141H11ZM158 142V141H157ZM175 142H178V141H175ZM53 143V142H52ZM163 143V141H162ZM181 143V142H179ZM192 143V142H191ZM194 143V142H193ZM192 143V144H193ZM1 144V143H0ZM65 141L63 143V145H65ZM86 145V143H84ZM164 144V143H163ZM171 144V142H170ZM175 144V143H174ZM183 144V143H182ZM195 144V143H194ZM6 145V144H5ZM16 145V144H15ZM13 145V147L15 146ZM71 145V144H70ZM98 144H96L95 146H97ZM173 145V144H172ZM177 145V144H176ZM12 146V145H11ZM73 146H76V144H73ZM91 147L89 144L87 145V147ZM121 146V145H120ZM160 146V145H159ZM184 146V145H183ZM8 147V145H7ZM10 147V146H9ZM16 147V146H15ZM14 147V148H15ZM146 147V146H144ZM186 148L188 146H185ZM183 147V148H185ZM55 148V147H54ZM92 148V147H91ZM169 148V147H168ZM13 149V148H11ZM51 149V148H50ZM57 149V148H56ZM65 150L67 148H64ZM87 149V148H86ZM100 149V148H99ZM10 150V149H9ZM69 150V148H68ZM166 150V149H165ZM168 150V149H167ZM184 150V149H182ZM187 150V149H186ZM31 151V150H30ZM48 151V150H47ZM58 151V150H57ZM61 151H64L63 149ZM92 151V149H91ZM100 151V150H99ZM97 151V152H99ZM185 151V150H184ZM188 151L191 152L190 148L188 149ZM83 152V151H82ZM93 152V151H92ZM96 152V151H95ZM95 153V155H103L101 153ZM115 152V151H114ZM119 152V151H118ZM149 152H153V151H149ZM168 152V151H167ZM188 152V153H190ZM22 153V152H21ZM133 153H135L134 156H136V153H140L138 152L137 150H134ZM227 155H225V154ZM24 154V153H23ZM74 154V152H73ZM82 154V153H81ZM90 154H92L90 152ZM173 154V153H172ZM218 154V155H217ZM171 156V154H168ZM179 155V154H178ZM71 156V154L69 155ZM90 156V155H89ZM96 157V156H95ZM168 157V156H167ZM175 157V156H174ZM173 157V158H174ZM60 158V156H59ZM71 158V157H70ZM76 158H79V157H76ZM198 158V159H199ZM63 159V158H62ZM75 159V158H74ZM87 159V158H86ZM85 159V160H86ZM111 159L113 161L107 166V168H111L112 171H116L117 168H120V166H116V167H111V165H115L117 164L119 161L121 162L122 164V171L126 174L128 173H132L134 171L137 172V170H140V173H136V175H134L135 177L136 176H139V177H142V178H146L145 182L142 183L144 184V188L147 189L146 187L149 186V182H151V185H155V186H158L159 188H162L163 187L167 189H170V183L171 181H176L175 179H173V177L176 175L178 178H180V180L182 181V177H183V172L181 170H179V168L177 167V162L175 163V161H169L167 158H166V151L165 153H158L156 155H152V156H149V157H142V158H133V157H127V156H123L122 157V160H121V156L119 154H116L114 155V157H111ZM110 160V159H109ZM81 161V160H80ZM94 162V160H93ZM102 163L104 161H101ZM110 161H107V162H104L105 163H109ZM201 162V161H200ZM80 163V162H79ZM101 163V164H102ZM199 163V162H198ZM92 164V163H91ZM161 164H164L165 166H169L172 170L170 172V174H166L165 172V169L161 167ZM204 164V163H203ZM103 165V164H102ZM189 165V164H188ZM200 165V164H199ZM183 166V165H182ZM190 166H192V164H190ZM103 167V166H102ZM180 167V166H179ZM204 167V166H203ZM202 167V168H203ZM82 168V167H80ZM140 168V169H138ZM110 169V170H111ZM121 169V168H120ZM219 169L221 170V173L219 172H216V170ZM202 170V169H201ZM215 170V171H213ZM200 171V170H199ZM204 171V170H203ZM158 172H161L160 174V178H157L158 176ZM192 173L193 175L191 176L190 173ZM207 172V171H206ZM180 174V175H178ZM198 174L203 176L202 178H198ZM24 175V174H23ZM185 175V174H184ZM205 176V177H204ZM192 177V178H191ZM179 180V179H178ZM191 181H189L190 183ZM195 183V182H194ZM131 185V184H130ZM152 185V186H153ZM187 185V184H186ZM193 185V184H192ZM234 186V187H233ZM246 186V187H244ZM169 187V188H168ZM197 187V186H196ZM220 187H224L223 189L220 188ZM138 188H142V186H138ZM150 188V186H149ZM157 188V187H156ZM234 188V189H233ZM252 189V188H251ZM150 190V189H149ZM164 190V189H163ZM233 190V192H232ZM256 190V189H255ZM166 191V190H165ZM171 191V190H170ZM135 193V192H134ZM206 193V192H205ZM195 196V195H194ZM207 196V195H205ZM236 196V195H235ZM249 197V196H248ZM235 198V197H234ZM240 200L236 199L237 201H241L242 198H239ZM210 201V200H208ZM247 201V200H245ZM211 203V202H210ZM251 203V202H250ZM253 203V202H252ZM213 204V203H211ZM227 205H224V206H220V208H225ZM198 212L199 213H196V217L197 216H205L206 218H208L204 213L202 215L201 211L199 210ZM211 217V216H209ZM198 218V217H197ZM240 219V218H239ZM211 222L210 220H208V223ZM226 221H224L225 223ZM215 223V222H214ZM217 223V222H216ZM239 223V222H238ZM221 224V223H220ZM240 224V223H239ZM157 231L159 229V226H160V223L158 224L157 223ZM162 227V226H161ZM164 228V227H163ZM157 231H155L157 233ZM158 234V233H157ZM131 235V234H130ZM153 236L154 235V231H153ZM151 235V236H152ZM181 235V234H180ZM162 239L166 240L167 241V246L164 247L162 244L159 243L158 241V236L156 238L157 242L159 243L160 247H163L162 249H165L167 252H166V258H170V255L174 254V251L175 249H178L177 246H176V240H173V237H172V234H170V231L167 230V231H164L163 232V236H160ZM183 239V238H182ZM153 240V238H152ZM155 240V241H156ZM184 244H187L189 242L187 241H184L183 242ZM153 244L155 245V242H153ZM158 245V244H157ZM212 245V244H211ZM186 246V245H185ZM188 247V246H187ZM158 248V247H157ZM224 249L225 250H229V247L228 246H224ZM231 250V249H230ZM233 250V249H232ZM177 254V259L178 260H182L183 261V264H186V261L184 259V257H182V253L178 250L176 251ZM210 253L211 251H206V253ZM226 252V251H225ZM165 253V251H164ZM191 254V253H190ZM193 255V254H192ZM195 255V254H194ZM215 255V258L219 257L220 253H219V250H216V252L214 253ZM200 256V255H199ZM195 257V256H194ZM165 258V257H164ZM201 258V257H200ZM173 259V258H172ZM194 259V258H193ZM167 260V259H166ZM171 260V259H170ZM192 260V258H191ZM218 260V259H217ZM195 261V260H194ZM173 263H175V261H171ZM206 262V261H205ZM218 263V262H216ZM39 264V263H38Z\"/></svg>",
  "mask_w": 264,
  "mask_h": 264
}]
</instances>
